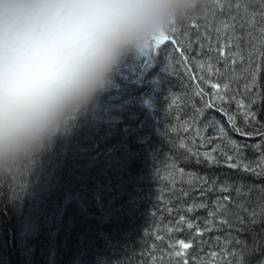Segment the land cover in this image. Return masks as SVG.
Listing matches in <instances>:
<instances>
[{"label": "trees", "instance_id": "obj_1", "mask_svg": "<svg viewBox=\"0 0 264 264\" xmlns=\"http://www.w3.org/2000/svg\"><path fill=\"white\" fill-rule=\"evenodd\" d=\"M195 16L207 22L205 9ZM169 51L167 42L160 54L149 55L145 78L112 77L43 149L0 175V264H152L150 250L160 243L155 230L174 219L165 209L191 199H177L187 185L172 188L171 160L200 175L237 178L223 165L180 159L182 150L174 145L190 135L182 128L192 114L185 103L191 89L183 76L167 70ZM131 59L132 53L122 61ZM171 94L177 99L168 111ZM259 119L264 121V113ZM255 154L247 152L250 158ZM240 179L264 184L247 175Z\"/></svg>", "mask_w": 264, "mask_h": 264}, {"label": "snow or ice", "instance_id": "obj_2", "mask_svg": "<svg viewBox=\"0 0 264 264\" xmlns=\"http://www.w3.org/2000/svg\"><path fill=\"white\" fill-rule=\"evenodd\" d=\"M204 9L206 23L189 17L153 38L147 50L160 54L170 42L167 70L183 76L191 89L185 103L192 114L182 128L190 135L174 145L182 150L180 159L223 165L238 176L200 175L172 159V188L177 182L187 185L177 199H191L165 209L174 219L163 231L156 228L154 240L160 243L153 244L150 259L152 264H264V227L257 230L264 226V184L240 179L264 180V121L259 119L264 113V0H207ZM169 99L168 111L177 97ZM254 137L259 142H246ZM253 149L250 158L247 152ZM201 211L206 214L197 215ZM180 233L184 238L177 237Z\"/></svg>", "mask_w": 264, "mask_h": 264}, {"label": "clouds", "instance_id": "obj_3", "mask_svg": "<svg viewBox=\"0 0 264 264\" xmlns=\"http://www.w3.org/2000/svg\"><path fill=\"white\" fill-rule=\"evenodd\" d=\"M207 0H0V175L102 92L123 58Z\"/></svg>", "mask_w": 264, "mask_h": 264}, {"label": "rangeland", "instance_id": "obj_4", "mask_svg": "<svg viewBox=\"0 0 264 264\" xmlns=\"http://www.w3.org/2000/svg\"><path fill=\"white\" fill-rule=\"evenodd\" d=\"M145 52H147L148 54L146 55ZM143 54V56H142ZM151 54V52L149 50H145L143 53H135V55L137 56V58L139 59H133L132 61L126 62L122 61L120 63V65L118 66V68L114 71V73L111 75L110 79H112V77H116V76H121V75H126L127 73H131L130 67H133L136 71V73L134 74L135 76H139L141 77L144 74V78L149 76V73H147L145 71V69L148 66V62L147 59L149 58V55ZM153 54H151L152 56ZM142 56V57H141ZM150 56V57H151ZM141 57V58H140ZM147 70V69H146ZM145 72V73H144ZM137 82L140 81V79L136 80ZM154 83V81L152 82V84ZM109 85H111L110 83H108ZM151 85V83H150ZM113 101H117L119 102L120 100L118 99H114Z\"/></svg>", "mask_w": 264, "mask_h": 264}]
</instances>
